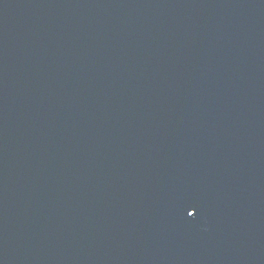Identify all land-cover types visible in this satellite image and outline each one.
I'll list each match as a JSON object with an SVG mask.
<instances>
[{"label":"water","instance_id":"95a60500","mask_svg":"<svg viewBox=\"0 0 264 264\" xmlns=\"http://www.w3.org/2000/svg\"><path fill=\"white\" fill-rule=\"evenodd\" d=\"M0 264H264V0H0Z\"/></svg>","mask_w":264,"mask_h":264}]
</instances>
